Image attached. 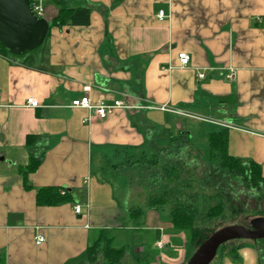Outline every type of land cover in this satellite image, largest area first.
Returning <instances> with one entry per match:
<instances>
[{
	"label": "crops",
	"instance_id": "1",
	"mask_svg": "<svg viewBox=\"0 0 264 264\" xmlns=\"http://www.w3.org/2000/svg\"><path fill=\"white\" fill-rule=\"evenodd\" d=\"M85 1L89 25L51 27L32 57L0 54V264H89L102 232L125 251L123 264L129 248L114 244L116 233L139 236L137 264L163 263L162 251L181 234L133 192L129 173L133 162L182 138L204 162L209 135L226 131L228 154L256 163L264 178V0ZM43 2L49 24L58 12ZM181 53L189 56L185 68ZM86 86L92 106L123 107L101 121L71 108ZM28 98L38 108L27 107ZM29 135L40 165L25 179ZM47 187L67 190L69 199L38 205ZM211 263L264 264V251L243 245Z\"/></svg>",
	"mask_w": 264,
	"mask_h": 264
},
{
	"label": "trees",
	"instance_id": "2",
	"mask_svg": "<svg viewBox=\"0 0 264 264\" xmlns=\"http://www.w3.org/2000/svg\"><path fill=\"white\" fill-rule=\"evenodd\" d=\"M51 2L58 13L49 23V30L51 27L89 25L90 8L86 5L85 0H51ZM42 46L24 56L10 55L0 46V54L10 57H32L38 53ZM36 141L37 137L33 135L26 138L30 156L29 164L24 171L25 179L29 173L37 170L40 165V159L33 154ZM208 143L210 153L208 162L201 161L200 152L190 151L191 146L186 138H182L180 142H173L150 160L133 162L134 171L141 173L146 168L145 179L149 190L150 188L153 189L145 197L148 205L150 207L168 205L173 229L188 232L191 243L195 245V250L211 233L219 229V227H198L195 225L196 219L200 216L203 221H213L225 217L230 200L225 198L227 191L224 187H230L232 182L239 181L247 190L249 198H254L252 196L255 194L260 195L264 191V178L260 166L252 161L246 162L234 159L228 154L226 131L210 134ZM200 168L206 173L202 179L197 178V172ZM204 180L207 184L203 186L204 183L200 182ZM192 184L198 186V190L192 191ZM61 191L64 194H61ZM208 191L217 192L216 196L224 197L226 200L224 198L219 199V203L215 205L207 203L206 206H203L204 212L201 214L200 207H202L203 202L200 193L205 194ZM210 198L212 197L207 199ZM68 199L67 190L58 187L43 188L36 194V201L40 206L56 205ZM139 213V209L131 210V214L134 216L139 215ZM206 226L209 225L206 224ZM104 235V232H102L97 237L93 244V246L95 245V251L92 255L91 246L88 249L89 264L95 263L99 254L103 257L105 264H121L125 251L112 248V239ZM100 244L104 246L103 250L98 252ZM243 245L240 241L228 242L220 247V252L235 255L236 251Z\"/></svg>",
	"mask_w": 264,
	"mask_h": 264
},
{
	"label": "rangeland",
	"instance_id": "3",
	"mask_svg": "<svg viewBox=\"0 0 264 264\" xmlns=\"http://www.w3.org/2000/svg\"><path fill=\"white\" fill-rule=\"evenodd\" d=\"M188 123L190 124L194 123L196 128L198 129L197 132L201 133L202 130L200 128V125H198V123L191 122V121ZM196 137H198L200 140L204 138V137L199 136V134ZM205 141L206 139L204 138L203 141L198 142L199 145L201 144L203 145V147L200 146L201 149H203L204 147L206 148ZM207 156L208 155H205V158H207ZM204 162H208V161H204ZM201 169L202 168L198 169V172H197V175H198L197 178H200V179H202L203 175L206 174L204 170H201ZM145 171H146V168L143 171H141V173L139 171L138 172L131 171L129 173L130 181H132L134 185L133 192L136 195H138L139 198H143V199H145V197L149 195V191L151 192L153 190L152 188H150V190L149 188L147 189L148 183H147V180L145 179V174H146ZM116 180L118 184L120 180L119 179H116ZM200 183H204L203 186L207 184L205 180ZM198 188H199L198 186H195L192 184L191 190L196 191L198 190ZM224 188L227 191L226 193L227 196L225 195V198H228L230 200L229 201L230 205L227 206V212L224 215L225 217L219 220L203 221L199 216V218H197L195 221L196 226L198 227L205 226L203 228H215V227L222 228L227 225L247 226L252 219L258 218V217H264V191L260 195L255 194L254 196H252L254 198H249L247 190L245 189L244 185L240 183L239 181H234L231 183L230 187H224ZM216 194L217 192H214V191L213 192L208 191L205 194L200 193V195L202 196V202H203L201 204L202 207H200L201 214L204 212L203 206H206L207 203H209L210 205H215L219 203V199L224 198V197L221 198V196H216ZM209 197H212V198L208 200L207 198ZM225 198L224 200H226ZM136 205H140V204L136 203ZM157 211L159 212V215L163 222L166 220L170 221V208L168 205L159 206L157 208ZM231 223H234V224H231ZM206 224H208L209 226H206ZM169 232L173 233L174 231H169ZM176 232H180L181 240L177 239L174 241V246H175L174 248H165L162 251V254L164 255L165 259L163 260V263L161 264H182V263L185 264L195 252V245H193L192 243V247H191V244H190L191 240H190V235L188 234V232H185V231H176ZM114 237H116L114 244L123 242L129 248L128 255H130V257L127 261V264H137V262L133 258V255L136 251V248H138L136 246V242L139 241L137 239L139 236L132 235L130 239V235L128 233L125 237L123 235H117L116 233L114 234ZM240 243H243L244 245H247V246H252L254 248H257L260 251H264V242L262 241L244 240V241H240ZM93 244L94 243L91 244V255L95 251L94 249L95 245L93 246ZM150 245L151 244H149V250L151 249ZM103 246H104L103 244H100L99 246L100 248L98 252L103 250ZM219 252H220V248L217 251V255H219ZM92 264H105V261L103 257L99 254L96 257L95 263H92Z\"/></svg>",
	"mask_w": 264,
	"mask_h": 264
},
{
	"label": "water",
	"instance_id": "4",
	"mask_svg": "<svg viewBox=\"0 0 264 264\" xmlns=\"http://www.w3.org/2000/svg\"><path fill=\"white\" fill-rule=\"evenodd\" d=\"M49 24L36 18L29 0H0V46L10 55L24 56L46 40ZM2 158H0V161ZM264 241V217L248 226L227 225L211 233L185 264H210L218 249L232 241Z\"/></svg>",
	"mask_w": 264,
	"mask_h": 264
},
{
	"label": "built area",
	"instance_id": "5",
	"mask_svg": "<svg viewBox=\"0 0 264 264\" xmlns=\"http://www.w3.org/2000/svg\"><path fill=\"white\" fill-rule=\"evenodd\" d=\"M29 3H30V7H31V11H32L33 15L38 19H43L44 15H45L43 0H29ZM156 18L159 21H162V20H164L165 15L163 12L160 11L157 13ZM178 60L180 63V68H185L188 66L189 56L185 53L178 54ZM233 76H234V73L231 72L229 74L228 78H232ZM203 77H204L203 74L198 75V78H200V79H202ZM83 91H84L85 95L83 97H81L80 99L73 100L71 102L70 107L76 108V109L89 110L93 113V116L100 121L106 119L110 114L113 113V111L115 109L123 107L122 103L119 101H115L111 105H107V104H104L101 102V103L97 104L96 106H92L90 101H89V98L87 97V94H86L87 92L90 91V87L89 86L84 87ZM25 105L29 108L35 109V108H38L39 103L34 98H28L26 100ZM61 194H64V192L62 191ZM79 212H80V208H79V206H76L74 208V213L79 214ZM34 240H35L36 246H40L45 241L44 237L40 234L36 235ZM156 245L158 248L163 247V244L161 242H158Z\"/></svg>",
	"mask_w": 264,
	"mask_h": 264
}]
</instances>
